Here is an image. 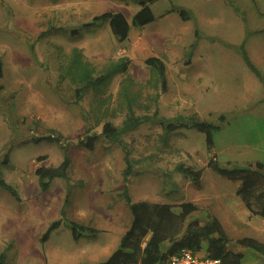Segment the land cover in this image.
I'll list each match as a JSON object with an SVG mask.
<instances>
[{
    "label": "rangeland",
    "instance_id": "rangeland-1",
    "mask_svg": "<svg viewBox=\"0 0 264 264\" xmlns=\"http://www.w3.org/2000/svg\"><path fill=\"white\" fill-rule=\"evenodd\" d=\"M143 2L148 0H0L4 264L106 260L99 243L121 238L131 224L125 189L134 202L193 201L211 209L234 242L254 237L264 243V222L247 212L236 196L239 183L205 167L206 134L166 128L180 120L210 122L219 128L212 153L221 166L264 163V0H156L155 21L132 27L122 43L115 40L108 22L83 27L105 12H122L131 21ZM181 9L189 11L190 20L180 16ZM74 30L79 33L74 35ZM75 49L97 73L122 56L131 64L107 87L83 92L79 99L77 86L62 76ZM244 52L259 74L252 72ZM150 57L166 64L169 88L158 101L161 85L145 62ZM131 99L137 114L152 117L157 109L158 115L122 137L136 161L126 178L122 145L104 136L94 150L81 142L87 135H101L106 121L121 127ZM65 149L71 159L68 178L54 179L42 191L36 169L60 165ZM40 156L47 159L38 161ZM179 164L205 167V182L202 178L201 186L193 184L177 171ZM206 218V213L194 212L189 221L204 224ZM58 220L61 225L44 242V233ZM73 221L102 232L75 240ZM230 247L245 254L242 264H264V255L236 244Z\"/></svg>",
    "mask_w": 264,
    "mask_h": 264
},
{
    "label": "trees",
    "instance_id": "trees-1",
    "mask_svg": "<svg viewBox=\"0 0 264 264\" xmlns=\"http://www.w3.org/2000/svg\"><path fill=\"white\" fill-rule=\"evenodd\" d=\"M155 1L143 2L131 21L122 12H105L95 16L91 22L84 24L83 27L92 28L108 22L115 40L122 43L128 40L132 27H144L155 21V14L152 9V4ZM178 12L185 21L191 19L188 10L181 9ZM72 33L77 35L79 30H74ZM244 58L251 69L259 74L258 69L246 52H244ZM145 62L152 68L153 74L155 73L157 76V79L155 76L154 79L161 85V93L156 96L158 101L161 94L167 92L169 88L166 64L159 57H150ZM130 64L131 59L122 56L117 62H111L110 65L97 73L90 62L83 59L82 53L75 49L64 71L65 75L62 73V76L68 78L77 86L76 95L79 99H83V92L87 93L91 90L99 92L102 88L107 87L116 75L128 71ZM126 95L129 97V93ZM107 101L105 100L104 103H107ZM106 108L105 113H108L109 106L106 105ZM157 115V109L152 117L137 114L133 99L128 100L126 116L121 127L115 126L111 121H106L101 135H87L81 144L88 150H94L100 137L104 136L108 140L122 145L126 152V166L123 173L128 178L134 171L136 161L130 157L127 145L122 137L138 129L145 122L154 120ZM221 119L224 120V117L222 116ZM166 128L170 131L180 128H193L205 133L208 151L214 148V132L219 129L210 122L197 119L191 121L180 120V123L168 124ZM48 139L60 140L52 137H48ZM35 141L40 142L41 139ZM65 150V157L60 165L41 166L36 169L42 191L48 190L54 179L68 178L71 159L67 149ZM46 159L47 156H40L38 161ZM207 167L229 181L240 183L236 190V196L251 215L264 218V164L257 163L255 166L249 165L246 167H224L220 165L217 155H213ZM177 171L185 177L191 178L196 186H201L203 169L196 170L191 166L179 164ZM7 188L15 194L12 188ZM123 198L132 215L131 224L123 234L118 248L106 260L98 264H166L172 257L181 254L184 250L196 254L205 250L206 255L203 258L218 260L219 264H242L245 254L233 250L230 247L232 244L264 255L263 242L254 237H244L234 242L226 232L221 220L211 209L193 201L182 200L177 205L169 202H134L127 189L123 192ZM200 211L207 215L204 224L199 219L189 221L194 212ZM61 222L62 220H58L50 225L42 237L44 242L50 239L52 232L61 225ZM70 226L75 240L98 233L97 229L78 222H70ZM5 255V252L0 255V264L5 263Z\"/></svg>",
    "mask_w": 264,
    "mask_h": 264
},
{
    "label": "crops",
    "instance_id": "crops-1",
    "mask_svg": "<svg viewBox=\"0 0 264 264\" xmlns=\"http://www.w3.org/2000/svg\"><path fill=\"white\" fill-rule=\"evenodd\" d=\"M130 34H131V32H130ZM200 47H198V49H199ZM252 62H253V64L256 66V64H255V62L253 61V59H252ZM257 67V66H256ZM252 70V69H251ZM252 72H254L253 70H252ZM201 74V73H200ZM203 79H208L207 78V76L206 75H204L203 73L200 75ZM179 130V129H178ZM216 153H212V150L211 151H209V160L211 159V157L213 156V155H215ZM209 162V161H208ZM207 162V163H208ZM257 163H255V164H251V165H253V166H255ZM262 164H264V163H262ZM206 168H207V165L205 166ZM204 167V168H205ZM203 168V169H204ZM202 178H203V181L205 182V178H204V176H203V174H202ZM208 181H214V180H208ZM240 184V183H239ZM239 187V186H238ZM246 208V207H245ZM246 211L248 212V210L246 209ZM253 217H255V218H261L262 220H263V222H264V218L263 217H261V216H254V215H252ZM225 228V227H224ZM99 232V234L98 235H100L101 233L100 232H102V231H98ZM123 236V235H122ZM122 236H121V238H122ZM120 237H113V238H109L108 240H110V241H108V242H103V243H99V244H101L99 247H97V248H104L105 247V253L106 254H104V257H109L117 248H118V246H119V244H120V240H121V238L119 239ZM257 239V238H256ZM113 240V241H112ZM258 240H259V238H258ZM94 247V246H93ZM97 248H96V250H97ZM199 256H201V257H204L205 255H206V251L205 250H203V251H201L199 254H198Z\"/></svg>",
    "mask_w": 264,
    "mask_h": 264
},
{
    "label": "built area",
    "instance_id": "built-area-1",
    "mask_svg": "<svg viewBox=\"0 0 264 264\" xmlns=\"http://www.w3.org/2000/svg\"><path fill=\"white\" fill-rule=\"evenodd\" d=\"M166 264H219L218 260L205 259L189 250L172 257Z\"/></svg>",
    "mask_w": 264,
    "mask_h": 264
}]
</instances>
